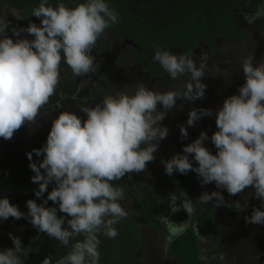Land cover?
Masks as SVG:
<instances>
[{"label": "clouds", "instance_id": "1", "mask_svg": "<svg viewBox=\"0 0 264 264\" xmlns=\"http://www.w3.org/2000/svg\"><path fill=\"white\" fill-rule=\"evenodd\" d=\"M32 16L40 19L39 26L30 22L26 28H11L12 36L7 34L9 24L0 18V138L5 140L26 122H33L55 94L61 53L75 75L88 74L94 70L95 57L90 54L93 46L106 29L119 23V13L108 0H83L75 7L62 2L53 7L49 0H40ZM21 32L34 38H21ZM153 60L173 80L189 75L184 89L156 91L140 82L132 94L120 90L105 96L99 104L82 106L86 118L61 111L52 121L46 143L26 153L34 173L31 180L39 185L35 197L43 198V203L27 200L28 212L24 213L8 197H0V223L9 217L28 219L38 232L64 246L83 236L56 264H100L99 235L116 238L114 226L127 216L119 202L124 199V191L113 182L126 174L143 172L155 159L159 142L169 131L160 122L177 100L196 101L205 95L207 86L201 82L204 68L197 66L191 54H175L158 47ZM241 67L245 83L238 88V95L226 97L216 110L217 130L211 137L201 131L183 147V154L162 163L166 175H186L191 170L202 184L215 183L217 189L231 196L253 188L261 207L253 208L245 222L264 225V60L254 66L250 56ZM212 115L210 109L192 108L186 126H180L181 137L187 139L188 127ZM209 139L215 154L205 145ZM33 153L43 156L39 164L32 161ZM193 161L198 166L194 167ZM50 184L55 186L48 192ZM173 196L187 213L193 211V200L186 192L180 190ZM48 201L58 208L47 207ZM198 201H214V207L226 205L238 212L248 207L247 200L229 204L221 191L204 192ZM58 211L66 215L58 216ZM9 236L13 247L0 251V264H24L22 257L29 252L19 237ZM41 264H52V258L46 256Z\"/></svg>", "mask_w": 264, "mask_h": 264}, {"label": "rangeland", "instance_id": "2", "mask_svg": "<svg viewBox=\"0 0 264 264\" xmlns=\"http://www.w3.org/2000/svg\"><path fill=\"white\" fill-rule=\"evenodd\" d=\"M113 1L108 0L109 5ZM181 1L127 0V3L139 27L149 29L182 19L184 12ZM82 2L83 0H78V4ZM248 8L249 4H244L235 12L238 27L245 31L242 39L228 45L217 41V49H212L205 41L197 44L193 59L197 66L203 67L205 71L201 78V82L207 86L204 97L196 101L177 100L176 106L169 110L164 120L160 122L169 131L167 137L159 142L158 150L154 153L155 159L147 164L143 172L126 174L121 180L113 182L123 189L124 199L119 202L127 215L133 219H138L137 197L140 194H152L165 205L167 213L161 220L162 232L139 223L142 245L134 255L141 259L142 264H179L171 256L170 243L174 236L190 226L197 229L202 254L201 264H264V225L245 222V217L251 215L253 208L261 207V201L255 198L253 188H246L243 192L231 196L226 190L217 189L215 183L202 184L198 175L191 170L194 176L191 185L187 188L182 187L176 178L178 172L171 176L166 175L162 163V160H168L177 153L183 154V147L198 138L201 131L211 137L217 130L216 110L222 106L226 97L238 95V88L245 83L242 62L250 56L253 57L254 66L264 60V14L257 15L258 12L264 13V4L253 12H249ZM25 11V7L14 0H0V18H4L9 24L7 32L9 36H12L11 28H26L30 22L39 26V18L31 20L27 25L24 24ZM21 38L31 40L34 37L27 32H21ZM169 50L181 54L178 47H171ZM90 54L95 57L93 71L77 76L71 70L73 74L71 79L65 78L66 71H62L55 94L40 110L35 120L22 125L10 140L0 138V171L3 178L0 180V197H8L10 203L18 206L24 213L28 212L27 207L4 185L9 175L6 170L15 169L27 158L26 153L46 143L52 121L61 111L75 112L83 119L86 116L81 107L97 104L94 96H99L98 100L102 102L105 96L120 90L132 94L140 82L156 91L183 90L185 83L190 80L187 74L173 80L160 65L161 70L155 77H143L139 58L149 56V53L139 50L130 35H122L115 31L105 30ZM192 108L210 109L213 115L202 117L194 126L188 127V138L184 139L181 137L180 126L182 124L186 126L188 112ZM158 109L163 111L160 105ZM205 145L215 154L216 148L210 139L205 141ZM189 159H192L191 154ZM193 165L198 166L195 161ZM180 190L186 192L188 198L193 200V211L189 213L186 222L176 220L180 213L186 211L180 200L172 197L173 194L178 195ZM212 191H221L224 199H230L229 204L235 201L243 204L247 200L248 207L238 212L234 207L228 206L225 210L221 209L222 206L214 207V201L208 204H201L198 201L201 194ZM209 207L214 208V221L220 233L219 241H214L213 236H203L201 224L197 220V217ZM118 224L119 222L114 226L116 229ZM34 230L36 228L28 219L9 217L0 223V251L13 244L10 233L22 239ZM98 238L100 250L106 251L113 239L102 234ZM100 263L104 262L100 260Z\"/></svg>", "mask_w": 264, "mask_h": 264}, {"label": "trees", "instance_id": "3", "mask_svg": "<svg viewBox=\"0 0 264 264\" xmlns=\"http://www.w3.org/2000/svg\"><path fill=\"white\" fill-rule=\"evenodd\" d=\"M25 7L24 24H28L31 19H37L32 16V10L39 6L40 0H14ZM64 3L67 7H75L78 0H49V5L55 7L57 3ZM249 4L248 11L253 12L259 6L264 4V0H182L183 10L182 19L172 23L163 24L149 29H141L138 21L128 9L127 0H114L110 4L119 13V23L106 29L115 31L122 35H130L136 47L148 52L149 56L139 58V64L143 69V77H155L161 70L158 63L153 60V55L158 47L169 50L171 47H178L182 54H191L197 48L200 41H205L212 49H217V41L224 45L242 39L244 29L238 27V18L235 12L244 5ZM60 62L59 71H66L65 78L71 79L73 74L71 68L64 62L63 53ZM99 96H94L97 104ZM41 144L37 149L41 148ZM43 156L37 157L33 153L32 161L39 164ZM29 160L26 158L13 170H6L9 175L4 181L8 191L20 200L25 206L26 201L35 199L38 204L43 203V198L35 197V190L39 185L33 183L31 177L34 173L29 167ZM5 173V174H6ZM182 187H189L194 179L189 171L186 175L177 173L176 176ZM0 180L2 171H0ZM54 184L48 186V192L52 190ZM47 197V192L44 198ZM230 202V199H225ZM138 219H133L129 215L120 219L117 232L118 235L109 244L106 251L100 252V260L107 264H142L141 259L135 257L134 252L141 245V236L139 223L149 229L162 232V218L167 211L164 203L152 194H140L137 197ZM47 207H57L52 201H48ZM228 206H222L225 210ZM214 208L209 207L203 214L197 217L201 224V233L205 237L213 236L214 241H219L220 233L217 231L214 221ZM58 216L66 215L58 211ZM67 226V225H65ZM38 239H33L34 237ZM83 236L75 237L68 246H64L58 240L50 238L45 233L34 230L21 239L23 246L29 252L27 257H22L24 264H41L46 256L52 258V264L71 250V244L76 240H82ZM171 256L179 264H201L202 254L199 245V236L196 227L190 226L182 233L174 236L171 240ZM13 247V244L9 247ZM8 249V248H7ZM100 263V264H104Z\"/></svg>", "mask_w": 264, "mask_h": 264}, {"label": "water", "instance_id": "4", "mask_svg": "<svg viewBox=\"0 0 264 264\" xmlns=\"http://www.w3.org/2000/svg\"><path fill=\"white\" fill-rule=\"evenodd\" d=\"M188 217H189V213H187V211H183L182 213H180L177 216L176 220L177 221H184V222H186L188 220Z\"/></svg>", "mask_w": 264, "mask_h": 264}, {"label": "flooded vegetation", "instance_id": "5", "mask_svg": "<svg viewBox=\"0 0 264 264\" xmlns=\"http://www.w3.org/2000/svg\"><path fill=\"white\" fill-rule=\"evenodd\" d=\"M37 19H38V18H37ZM31 20H35V19H31ZM31 20H30V21H31ZM30 21H29V22H30ZM26 25H27V24H26ZM194 53H195V52H194ZM181 54H182V53H181ZM184 230H185V229H184ZM184 230H183V231H184ZM183 231H182V232H183ZM182 232H181V233H182ZM201 262H202V259H201Z\"/></svg>", "mask_w": 264, "mask_h": 264}]
</instances>
